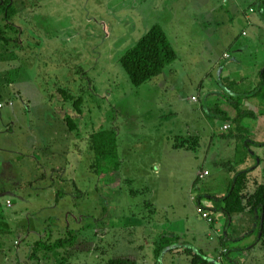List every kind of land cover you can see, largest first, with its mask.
Listing matches in <instances>:
<instances>
[{
	"label": "rangeland",
	"instance_id": "374dc122",
	"mask_svg": "<svg viewBox=\"0 0 264 264\" xmlns=\"http://www.w3.org/2000/svg\"><path fill=\"white\" fill-rule=\"evenodd\" d=\"M185 1L0 0L13 13L0 16V89L14 98H0V146L8 147L0 153V264H108L126 255L140 264H193L205 243L191 236L216 241L226 234L224 222L213 232L208 220L223 206L215 201L221 197L203 199L199 208L197 196L228 192L245 134L235 124L214 121L208 110L219 105L238 116L224 93L238 96L246 110L253 103L240 97L244 89L224 87L228 71L210 70L207 55L187 60L190 40L181 39L172 23L166 31L180 63L139 88L121 65L159 24L162 10H182ZM236 32L221 27L214 56ZM240 121L249 137L264 142V119ZM106 130L118 134V166L94 150L93 136ZM253 150L259 164L250 160L238 169L258 164L244 192L249 210L264 189V149ZM177 235L195 254L174 246L157 263L161 238ZM60 240L70 244L57 248ZM254 242L255 236L243 244ZM259 243L256 254H240L242 264H264V241ZM208 257L216 262L214 253Z\"/></svg>",
	"mask_w": 264,
	"mask_h": 264
},
{
	"label": "trees",
	"instance_id": "16d2710c",
	"mask_svg": "<svg viewBox=\"0 0 264 264\" xmlns=\"http://www.w3.org/2000/svg\"><path fill=\"white\" fill-rule=\"evenodd\" d=\"M11 10L12 8L9 2H6L5 4H1L0 2V16L5 15L6 19L12 18L13 13ZM9 28L13 29L12 26H9ZM4 34L6 33L3 31L2 38L8 43L7 39L4 37ZM178 60L179 55L171 44L165 31L160 25H156L137 43L134 48L130 49L122 57L121 65L129 77L132 85L139 88L162 75L169 67L175 65ZM224 87L227 88L228 86ZM242 94L243 95L240 96L242 100L245 99L252 102L255 108L251 107L246 110V108H244V104L241 102L238 96L234 97L235 95H231L230 97H227V94H223V97L227 99L226 103H231L233 109L238 113V116L235 119L232 118L230 114H228L227 111L222 109V107L219 105L208 110V113L212 116L214 121L216 120L224 123L235 124L239 128L238 131L244 133L245 136L237 148L235 157V172H232L235 175L230 180L227 178V182L228 180L231 181V183H229L230 186L228 188V192L221 198L216 197L217 195L215 196L210 191L206 192L207 195L201 193L197 196V205L199 208H201L203 206V199L213 200L215 198H219V200H215L216 202L223 203L224 206L221 209H213V218L211 224L209 225L210 229L212 230L215 226V223L219 220L216 213H222L226 217L228 224L232 221V217H234V215H242L243 220L250 224L249 230L245 235L244 240L255 236L254 244L246 248L253 249L259 242L264 241V189H262L258 194L256 202L253 204V206H251L250 210L248 209L250 205L248 206L245 203L246 198L244 192L246 190V182L249 173L254 171L260 162L253 149H264V142H258L254 140L253 137H249L250 131L242 127L240 118L246 116L253 120L258 119V117L264 119V70L262 71V75L259 78L258 86L251 92H243ZM117 136L118 135L116 132L109 130L102 131L93 136V144L96 154L99 157L106 159V161L108 160V162L115 166H118L119 164ZM185 143L186 142H184V144ZM183 148V144L176 147V149ZM250 160H256L258 162L257 166L254 168L238 170L239 168L248 165ZM211 239L214 240L213 238ZM211 239L208 238L206 240L204 247H198L200 248L198 250L199 253H196V258H194L193 264L242 263V257H238L237 260L231 259L230 255H232L233 252L230 249H227V252L222 254L223 257H220L218 254H216V262H211L208 254H213L215 251L217 253L219 251V248H217V245ZM68 244H70V241L60 240L57 243V248L65 247ZM38 245L40 247L41 244ZM174 246H176V248L180 251L185 250L184 252L190 255L195 254V252L192 250L193 245L184 242V239L182 240L179 235L175 236V238L164 236L161 238L160 242L155 248L156 262L158 263L160 261V257L166 253L167 249H172ZM37 259H39V257ZM108 264L140 263L139 259H137L135 256L126 255L114 257L108 261Z\"/></svg>",
	"mask_w": 264,
	"mask_h": 264
},
{
	"label": "crops",
	"instance_id": "0c3cea01",
	"mask_svg": "<svg viewBox=\"0 0 264 264\" xmlns=\"http://www.w3.org/2000/svg\"><path fill=\"white\" fill-rule=\"evenodd\" d=\"M182 5V10H167L164 8L161 13L162 19L159 21L158 25L163 28L169 38L166 26L170 23L175 24L176 27L180 28L179 31H181L179 37L184 41L186 39L190 40L188 43H185V45L189 46L188 48L185 47L187 48L186 54H184L185 58L187 60L192 58L195 60L194 58L198 55H207L208 62L211 66L210 70H213V72L217 71L218 73H222L225 69L228 71L229 76L226 77V82H224L226 86L230 88L236 86L238 90L244 89V91H241L242 93H248L255 89L258 86L259 78L264 70V0H187ZM226 24L236 27L237 32L225 45L224 51H218L214 56V50L219 46L220 40H223L219 38V31L221 27ZM189 32L190 34H194L195 32V37L190 35ZM192 40H194L195 47L191 46L192 43L189 44ZM179 61H182L180 56L177 63H180ZM210 75L211 73L208 74V76ZM3 89L7 88L3 86ZM3 89H0L2 92L0 98L3 97L4 94L8 95L9 99L13 101L12 91H4ZM20 89L21 96L23 94L25 95V91L21 87ZM25 105L28 108V104ZM14 108L16 109L15 102ZM190 111H192V109ZM13 112L14 109L12 110V115ZM7 126V130H9L7 133L12 132V123H9ZM194 132H196V130H194L193 133ZM5 150H8V147L1 144L0 153L3 154L6 152ZM223 206H220L219 209ZM220 214L221 219L215 223L212 231H216L221 222H224L226 234H223V238L221 239L236 245V248L232 250L233 254L237 253L240 255L243 254V252H248V256L256 254L257 249L255 248H258V246L254 249H247L244 247L243 240L249 230L250 224L243 220L242 215H234L232 221L228 224L226 217L222 213ZM233 222H236L238 225L234 227L233 224V226L230 227ZM186 237L187 236H185V238ZM198 239H201V244L205 243L208 239L207 234L201 236V238H199L197 234L191 236V240L194 242L198 241ZM221 239L214 241L217 248H219L217 253L215 251V255L218 254L223 247L228 248V244L219 246L218 242H222ZM239 257H242L243 263V255Z\"/></svg>",
	"mask_w": 264,
	"mask_h": 264
},
{
	"label": "built area",
	"instance_id": "2783aa9c",
	"mask_svg": "<svg viewBox=\"0 0 264 264\" xmlns=\"http://www.w3.org/2000/svg\"><path fill=\"white\" fill-rule=\"evenodd\" d=\"M10 105L12 106V104H10ZM0 108H3V105H0ZM206 175H208V174H206ZM198 211H199L200 214H203V216H204L205 219H208V218H209V216L206 215L205 213H203V211H202L201 209H199ZM208 220H209L210 222H212L211 219H208Z\"/></svg>",
	"mask_w": 264,
	"mask_h": 264
}]
</instances>
